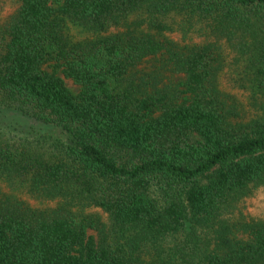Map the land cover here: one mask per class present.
Instances as JSON below:
<instances>
[{"label":"trees","instance_id":"1","mask_svg":"<svg viewBox=\"0 0 264 264\" xmlns=\"http://www.w3.org/2000/svg\"><path fill=\"white\" fill-rule=\"evenodd\" d=\"M158 53L182 91L139 75ZM5 109L68 137L0 126V264H264V215L234 214L264 187V0H14Z\"/></svg>","mask_w":264,"mask_h":264},{"label":"rangeland","instance_id":"2","mask_svg":"<svg viewBox=\"0 0 264 264\" xmlns=\"http://www.w3.org/2000/svg\"><path fill=\"white\" fill-rule=\"evenodd\" d=\"M14 6V0H7V2H3L0 0V25L4 22L5 14L12 11ZM178 35L176 39H178ZM167 57V54L158 53L155 55H150L146 57L138 66L137 69H140V74L148 79L154 80L155 75H162L161 80H159L157 86L170 89L171 87L182 91L184 89L183 85L180 81L184 80V75L179 73L173 69H168V71H164L162 68L163 59ZM229 61V68L224 66L225 72L223 75L222 85L224 88L228 90H232L237 94H241V91L238 89H232V76L231 69L236 67V63L233 62L232 56L226 57V64ZM44 68L50 72H55L58 75L62 76L65 79L66 85L70 90L78 94L81 90V86L77 84L73 78L65 76L63 73V61L62 60H51L44 65ZM160 73V74H159ZM138 75V76H139ZM140 77V76H139ZM133 78V73L126 75L125 79L121 82L123 87L127 86L130 83V80ZM138 81V79H137ZM154 87V83L151 84ZM179 91H176L177 93ZM184 96V93H179ZM241 96V95H240ZM243 98V96H241ZM0 126L1 129L6 133L8 137L12 139H18L19 137L27 136L29 139H33L34 137H42L45 133L49 134H62L63 136H67L60 127H55L49 124H46L42 121H32L28 117L22 116L18 113H14L10 110L5 109L4 117L0 118ZM68 137V136H67ZM256 193L253 195H249L243 200H240L237 204V207L234 211V214H238L240 212L245 213L246 215H254V216H263L264 215V187L255 191ZM258 214V215H256ZM91 234L96 236L98 239V234L96 230H90Z\"/></svg>","mask_w":264,"mask_h":264}]
</instances>
